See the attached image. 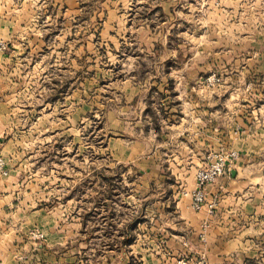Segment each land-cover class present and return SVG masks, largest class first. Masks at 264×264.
I'll return each instance as SVG.
<instances>
[{
    "label": "rangeland",
    "instance_id": "obj_1",
    "mask_svg": "<svg viewBox=\"0 0 264 264\" xmlns=\"http://www.w3.org/2000/svg\"><path fill=\"white\" fill-rule=\"evenodd\" d=\"M260 98L264 0H0L3 223L31 225L3 230L0 249L11 240L26 264H164L154 199L189 189L211 155L236 160L245 129L264 144ZM198 128L205 149L182 169ZM137 216L131 247L121 231Z\"/></svg>",
    "mask_w": 264,
    "mask_h": 264
},
{
    "label": "crops",
    "instance_id": "obj_2",
    "mask_svg": "<svg viewBox=\"0 0 264 264\" xmlns=\"http://www.w3.org/2000/svg\"><path fill=\"white\" fill-rule=\"evenodd\" d=\"M259 100L264 102V98ZM198 131L195 135L198 143L194 140L189 149L193 158L183 161L182 169L195 168L199 163L196 155L205 149L199 144L200 128ZM259 131L245 129L241 156L229 164L225 174L209 184L207 201L210 207L207 205L196 211L189 195L174 192L176 186L172 194L154 199L149 212V234H153L150 235L153 248L160 250L157 263L168 264L185 258L189 264H264V144L261 139L250 143L251 137L256 141L254 138L261 134ZM3 133H0V148L4 154L9 152V147L8 142H3ZM8 183L7 178L0 176V241L3 230L25 231L28 225L22 212L17 214L15 223H3V218L7 222L10 214V202L4 190ZM183 184L192 189L195 178L185 179ZM140 224L143 218L137 216L128 229L121 231L127 234L126 245L132 247L138 243ZM5 243V249H0L2 264H26L13 251L18 245L16 247L11 240Z\"/></svg>",
    "mask_w": 264,
    "mask_h": 264
},
{
    "label": "built area",
    "instance_id": "obj_3",
    "mask_svg": "<svg viewBox=\"0 0 264 264\" xmlns=\"http://www.w3.org/2000/svg\"><path fill=\"white\" fill-rule=\"evenodd\" d=\"M238 156V152L231 151L227 155L215 154L211 155L210 162L200 167L196 172L195 187L191 190L183 188L182 194L191 197L192 207L195 210H200L206 203L207 189L209 184L215 182L220 176L228 170V164ZM5 160L0 156V171L5 170Z\"/></svg>",
    "mask_w": 264,
    "mask_h": 264
}]
</instances>
